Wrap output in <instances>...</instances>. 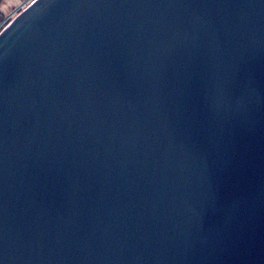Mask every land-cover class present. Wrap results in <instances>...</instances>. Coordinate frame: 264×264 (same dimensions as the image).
Masks as SVG:
<instances>
[{"label":"water","instance_id":"1","mask_svg":"<svg viewBox=\"0 0 264 264\" xmlns=\"http://www.w3.org/2000/svg\"><path fill=\"white\" fill-rule=\"evenodd\" d=\"M0 264H264V0H35L15 16Z\"/></svg>","mask_w":264,"mask_h":264},{"label":"crops","instance_id":"2","mask_svg":"<svg viewBox=\"0 0 264 264\" xmlns=\"http://www.w3.org/2000/svg\"><path fill=\"white\" fill-rule=\"evenodd\" d=\"M35 0H0V22L13 20L25 7Z\"/></svg>","mask_w":264,"mask_h":264},{"label":"rangeland","instance_id":"3","mask_svg":"<svg viewBox=\"0 0 264 264\" xmlns=\"http://www.w3.org/2000/svg\"><path fill=\"white\" fill-rule=\"evenodd\" d=\"M6 26V24H4V23H1V25H0V32L2 31V29Z\"/></svg>","mask_w":264,"mask_h":264},{"label":"trees","instance_id":"4","mask_svg":"<svg viewBox=\"0 0 264 264\" xmlns=\"http://www.w3.org/2000/svg\"><path fill=\"white\" fill-rule=\"evenodd\" d=\"M21 13V12H20ZM13 20H11V21H8V22H5L4 24H9L10 22H12ZM0 25H1V22H0ZM5 26V25H4Z\"/></svg>","mask_w":264,"mask_h":264}]
</instances>
